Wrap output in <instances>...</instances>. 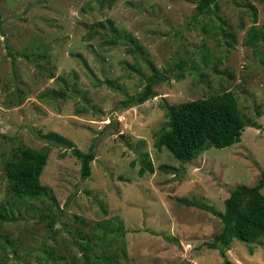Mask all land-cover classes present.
Here are the masks:
<instances>
[{
	"label": "rangeland",
	"instance_id": "obj_1",
	"mask_svg": "<svg viewBox=\"0 0 264 264\" xmlns=\"http://www.w3.org/2000/svg\"><path fill=\"white\" fill-rule=\"evenodd\" d=\"M249 3L264 28V0H219L216 14L198 18L197 0H0V206L14 219L0 218V264H90L88 244L93 257L125 249L121 264H225L206 245L221 218L194 203L223 211L235 186L258 183L264 128L249 126L239 143L187 164L156 141L167 123L164 102L224 91L264 126V41L248 44ZM131 38L144 53L130 51ZM150 62L168 80L155 86L156 97L123 109L144 88ZM50 133L84 152L96 143L90 177ZM20 145L49 151L41 179L56 202L8 192L3 159ZM146 153L156 171L141 175ZM111 219L123 223L124 245L99 228ZM226 253L235 264H264V237L235 239Z\"/></svg>",
	"mask_w": 264,
	"mask_h": 264
},
{
	"label": "trees",
	"instance_id": "obj_2",
	"mask_svg": "<svg viewBox=\"0 0 264 264\" xmlns=\"http://www.w3.org/2000/svg\"><path fill=\"white\" fill-rule=\"evenodd\" d=\"M110 3L114 0H105ZM219 0H197L195 8V18L205 15H214L218 12ZM248 8L252 11L254 25L251 27L248 37V44L258 47L261 41H264V28L256 25L258 20V9L255 5L249 3ZM104 25V23H101ZM232 40L229 41L231 46L235 45L236 36L230 34ZM112 43H116L113 39ZM134 43L130 51L144 53L143 46L137 42L136 38H131ZM152 73L147 77L144 88L135 95H128L120 104L123 109L141 105L151 98L157 96L155 86L158 83L168 80L169 75L166 71H161L154 63L150 62ZM184 62L178 63L179 68H183ZM170 73V72H169ZM183 74H179L181 78ZM112 84V81H105ZM64 96L65 92H61ZM166 109L167 123L161 135L156 141L157 148L167 147L170 152L181 161L187 164L204 151L211 147L226 148L237 144L242 140V136L247 127L264 128L258 122H251L243 113L239 106L238 98L233 91H224L214 93L210 96L198 98L195 100L179 103H163ZM61 144L73 148V154L81 162V173L83 178L90 177L92 173V162L96 159V143L92 145L88 152H84L75 143L58 133L47 135ZM49 151L46 149H37L31 146L13 147L8 157L3 159V170L7 178L8 192L21 198H30L41 200L51 198L56 202V196L51 186L42 182L41 176L47 165ZM145 165L140 170L144 175L147 171L155 173V166L150 159L149 153L145 154ZM164 169L167 167L162 166ZM175 172L179 169L173 168ZM264 171L258 183L253 186L240 184L235 186L230 196L225 200V209L218 211L213 207L204 204L194 203L200 208L207 209L213 214L219 216L222 220V228L214 236L211 242L206 245L210 249H218L224 257L225 264H235L227 258V249L232 242L237 239L245 243H252L264 237ZM0 218L3 222L14 220L8 211L6 205L0 206ZM115 221V222H114ZM111 225H104L102 233L106 236L108 233L114 238L113 241H122L126 235L123 223L116 219H111ZM99 236V235H98ZM97 237V236H96ZM9 241V240H8ZM110 248H114L111 243ZM124 247V246H123ZM85 250L90 249V264H121L120 259L126 255V250L120 252L113 251L108 253L109 248H104L103 252L95 253L92 256L93 247L85 245ZM65 264V263H63Z\"/></svg>",
	"mask_w": 264,
	"mask_h": 264
},
{
	"label": "water",
	"instance_id": "obj_3",
	"mask_svg": "<svg viewBox=\"0 0 264 264\" xmlns=\"http://www.w3.org/2000/svg\"><path fill=\"white\" fill-rule=\"evenodd\" d=\"M97 147V146H96Z\"/></svg>",
	"mask_w": 264,
	"mask_h": 264
}]
</instances>
